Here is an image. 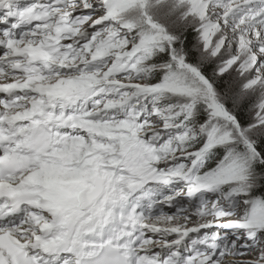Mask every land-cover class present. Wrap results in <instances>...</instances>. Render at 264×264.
Here are the masks:
<instances>
[{
	"label": "snow or ice",
	"instance_id": "snow-or-ice-1",
	"mask_svg": "<svg viewBox=\"0 0 264 264\" xmlns=\"http://www.w3.org/2000/svg\"><path fill=\"white\" fill-rule=\"evenodd\" d=\"M0 264H264V0H0Z\"/></svg>",
	"mask_w": 264,
	"mask_h": 264
}]
</instances>
